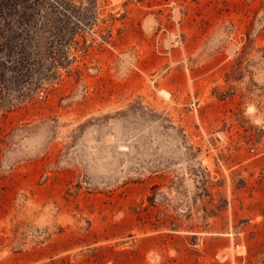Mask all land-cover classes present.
Here are the masks:
<instances>
[{
	"label": "rangeland",
	"instance_id": "1",
	"mask_svg": "<svg viewBox=\"0 0 264 264\" xmlns=\"http://www.w3.org/2000/svg\"><path fill=\"white\" fill-rule=\"evenodd\" d=\"M0 264H264V0H0Z\"/></svg>",
	"mask_w": 264,
	"mask_h": 264
}]
</instances>
